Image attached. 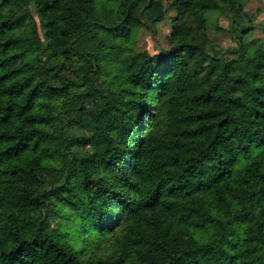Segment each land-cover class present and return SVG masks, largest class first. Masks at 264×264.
<instances>
[{
	"label": "trees",
	"instance_id": "obj_1",
	"mask_svg": "<svg viewBox=\"0 0 264 264\" xmlns=\"http://www.w3.org/2000/svg\"><path fill=\"white\" fill-rule=\"evenodd\" d=\"M248 1L0 0V264H264Z\"/></svg>",
	"mask_w": 264,
	"mask_h": 264
},
{
	"label": "rangeland",
	"instance_id": "obj_2",
	"mask_svg": "<svg viewBox=\"0 0 264 264\" xmlns=\"http://www.w3.org/2000/svg\"><path fill=\"white\" fill-rule=\"evenodd\" d=\"M244 12L252 21L261 25L264 24V0H249L244 7ZM174 15V11L168 13L169 17ZM217 26L219 30H215L213 27L210 28L211 39L219 43L222 47L232 46L233 43L226 34L228 31V19L220 18ZM169 31V20L159 23L151 30H140L136 37L137 49L141 51L145 50L149 53H156L160 48L166 47L164 37ZM253 36L254 38H259L264 41V32L261 30H255Z\"/></svg>",
	"mask_w": 264,
	"mask_h": 264
}]
</instances>
